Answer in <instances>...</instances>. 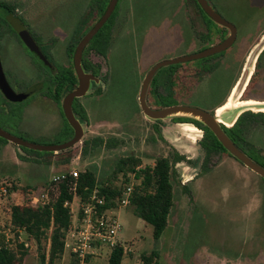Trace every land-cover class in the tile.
Segmentation results:
<instances>
[{
  "label": "rangeland",
  "instance_id": "rangeland-1",
  "mask_svg": "<svg viewBox=\"0 0 264 264\" xmlns=\"http://www.w3.org/2000/svg\"><path fill=\"white\" fill-rule=\"evenodd\" d=\"M207 1L236 27L235 45L221 56L160 70L148 92L151 108L182 105L215 116L236 87L243 100L264 103V0ZM109 2L0 0V55L6 77L19 94L37 84L44 85L42 91L16 104L18 123L8 112L0 118L1 130L43 146L65 144L73 138L74 130L63 113V101L78 86L63 84L62 74L73 68L70 48L93 28ZM6 4L12 8L9 16L2 6ZM125 10L132 14L128 25L138 24L131 40L122 42L113 59L108 60L112 39L118 34L107 30L109 47L103 49L94 43L83 55L85 72L101 83L92 82L88 96L73 105L74 112L83 118H77L84 129L82 141L70 150L44 156L0 140V242L19 256L24 254L23 264H42L44 255L48 264L52 232L41 246L27 237H18L21 232L14 230L11 223L13 207H32V197L45 188L51 191L50 200L55 204L61 186L71 182V173L80 176L86 171L95 173L99 191L112 187L123 195L128 187H133L134 194L141 181L132 174L125 175L120 161L139 160L144 169L153 167L160 158L174 163L179 156L184 161L174 165V204L159 241L154 240L153 228L138 218L132 206L122 208L115 201L112 210L122 226L119 242L127 251L122 264H264V180L226 152L211 156L203 167L206 155L200 144L205 133L185 122L193 118L179 114L153 121L142 113L138 101L146 75L159 63L173 60L169 53H200L226 40L230 31L210 23L194 0H119L109 29L126 24L118 21ZM178 10L189 19L191 30L185 35L191 37L189 44L179 30L169 32L171 15ZM18 20L42 49L46 63L20 44L16 29L11 26ZM158 29L161 36L154 40L150 35ZM261 108L264 107L245 109L238 116L237 112L224 114L222 120L232 126H222L232 128L241 115L263 113ZM5 109H9L8 105ZM245 138L246 146L239 148L264 169V116L256 119ZM98 139L105 144L96 145ZM17 157L19 161L24 159L25 164L18 163L16 167L13 163ZM63 176L66 180L52 189L53 180ZM3 189L8 191L6 195ZM70 190L76 193L73 185ZM74 200L69 205V231L83 216L84 206L79 198ZM22 244L24 248H20ZM109 258L110 252L105 251L96 264H108ZM55 264L67 261L62 258Z\"/></svg>",
  "mask_w": 264,
  "mask_h": 264
},
{
  "label": "trees",
  "instance_id": "trees-1",
  "mask_svg": "<svg viewBox=\"0 0 264 264\" xmlns=\"http://www.w3.org/2000/svg\"><path fill=\"white\" fill-rule=\"evenodd\" d=\"M2 6L4 10L8 12L7 16L12 14L11 6L7 4ZM200 11L210 21V23L216 25L204 14L201 8ZM108 23L94 38L89 47L94 43L103 47V49H107L109 47L110 39L107 37ZM11 26L14 25L11 24ZM76 46L77 44L70 48L71 54L74 53ZM221 55L222 54L215 57ZM103 56L105 57V55ZM62 76L63 79L61 80L63 84L71 83L73 86L78 84L74 68H72L71 72L69 71ZM59 91L60 90L57 89V93H59ZM164 107H167V105H164ZM74 113L80 121H83V118L79 113ZM260 116H264V113L255 114L247 112L239 117L238 121L232 128L222 127L234 143L241 149H244V146H246L247 143L245 135L247 131H249L256 123V119ZM185 122L192 123L205 133V136L200 144L206 155L203 167L207 165L211 156L221 152L228 153L218 142L214 134L202 123L195 119H185ZM104 144L105 141L102 139H98L96 141V145L98 146H102ZM23 150L37 155H55L54 153H40L24 148ZM20 160L25 161L21 158ZM183 161L184 158L179 156L176 158L174 163H172L168 158H160L156 160L153 167H146L144 169H141L142 165L139 160L125 159L120 161L121 168L124 170L126 169L125 175L132 174L135 176L137 181H141V185L132 195L131 206L135 209V213L138 218L153 228V237L155 241H159L163 237L168 227L169 216L175 199L173 178L176 175V172L174 168ZM190 164L194 167L196 166V163ZM48 165L51 166V164ZM73 183V181L64 182L61 186L60 196L56 203L52 206H46L43 208L15 206L12 208L11 223L14 230L21 232L18 237L21 238L26 236L28 240H34L38 246H41L43 240L47 239V234L52 232L48 264H55V262L62 259V256L64 255L66 234L72 226V211L69 205L72 204L75 197H77L80 199L81 205L85 206L89 202L94 189L98 188L97 177L95 173L91 171H86L79 176V179L76 181V193H73L70 190ZM121 195L122 192L120 190L115 188L113 189L112 187H103L100 189V197L106 200V209H114L115 201L118 202ZM24 247V244L20 246V248ZM124 256V249L117 248L112 252L108 264H122ZM24 258V254L19 256L16 251L10 249V247L2 245L0 242V264H23ZM46 259L47 257L44 255L42 257V264H46Z\"/></svg>",
  "mask_w": 264,
  "mask_h": 264
},
{
  "label": "water",
  "instance_id": "water-1",
  "mask_svg": "<svg viewBox=\"0 0 264 264\" xmlns=\"http://www.w3.org/2000/svg\"><path fill=\"white\" fill-rule=\"evenodd\" d=\"M199 5L204 14L213 21L216 25L226 28L230 31L229 37L221 42L218 45L212 46L200 53L188 56H182L175 58L173 60L164 61L156 65L152 68L148 74L146 75L143 84L141 86L140 94H139V105L142 113L153 121H164L169 117L176 116L179 114L190 116L195 120H198L202 123L206 128H208L216 137L218 142L223 146V148L239 163H241L244 167L249 169L251 172L255 173L259 177L264 180V169L255 163L245 152H243L234 141L228 136L225 130L222 127L216 118V115H212L209 112L195 107L189 106H173L165 109H154L151 108L148 104V92L152 82L154 81L156 75L163 68L187 64L195 61H201L205 59H209L215 57L217 55L223 54L230 50L237 41L238 31L235 26L227 22L223 19L208 3L207 0H195ZM119 3V0H110L109 5L101 16L99 21L94 25V27L83 37V39L77 45L73 56V66L78 79V87L76 90L69 93L64 101H63V113L66 121L74 130L73 138L65 144L61 145H37L33 143H29L18 139L3 130L0 129V137L9 143L16 145L19 148H24L30 151L40 152V153H54L58 154L67 150L72 149L77 144H79L84 138V129L80 121L76 118L73 110V104L76 99L84 98L90 90L92 82L100 84V79L92 74H88L85 72L82 66V59L86 49L89 47L94 38L98 35V33L102 30V28L107 24L109 19L114 14L116 7ZM16 31L21 36V39L25 43V45L34 53H36L42 60L43 56L39 51V48L35 44L32 37L22 28L18 27V23L15 25ZM45 61V60H44ZM0 86L7 96V98L13 102H23L27 100L30 96L39 93L43 90L44 85L40 84L33 88H31L28 92L20 95H16L7 84L5 80V76L2 70L1 61H0ZM238 119V117H237Z\"/></svg>",
  "mask_w": 264,
  "mask_h": 264
},
{
  "label": "built area",
  "instance_id": "built-area-1",
  "mask_svg": "<svg viewBox=\"0 0 264 264\" xmlns=\"http://www.w3.org/2000/svg\"><path fill=\"white\" fill-rule=\"evenodd\" d=\"M71 181L76 191V181L79 178L78 173H71ZM66 177H58L52 182L53 185L64 182ZM133 187H128L118 204L122 208L131 206ZM3 194L8 193L2 190ZM51 191L47 188L42 189L39 194L32 197L33 208H43L52 206L54 203L50 200ZM106 200L100 197V191L95 188L89 202L82 209V218L78 219L75 229L68 232L65 239V250L71 254V264H94V262L103 257L105 251L110 255L117 248H123L119 242V235L122 232V226L115 215L114 210L106 209ZM124 249V248H123ZM127 252V251H126ZM125 252V253H126Z\"/></svg>",
  "mask_w": 264,
  "mask_h": 264
},
{
  "label": "crops",
  "instance_id": "crops-1",
  "mask_svg": "<svg viewBox=\"0 0 264 264\" xmlns=\"http://www.w3.org/2000/svg\"><path fill=\"white\" fill-rule=\"evenodd\" d=\"M122 14L124 16H121L120 19H118V21H119V23H122L124 21L126 24L123 25V27L120 26V25H113L112 26V31L111 32L114 33V34L117 33L118 35L116 37H113V39H112V47H111L110 52L108 54V60H110V59L112 60L113 59V57H114L118 47L120 46V44L122 42L125 43L127 41H130L131 40V35L134 33V31L137 30V28H135V27L138 24H136L135 27L134 26H130V24L128 25V19H129L130 16H132L131 12L128 11V10L126 12V10H125V11H122ZM141 17L142 16H140L139 18H141ZM171 18H173V21L170 23V25H171V27H170L171 29L169 31L170 33H174L173 31H178L179 30L180 32H178V33H181V36L183 38H185L186 34H188V35L190 34L191 27H190V25L188 23L189 19H188L186 13H184L182 10H178V11L174 12L173 15H171ZM163 28H164L163 31H166L164 26H163ZM161 32L162 31H160V29H158L157 31L155 30V31H153V33L150 36L152 38H154V40H157L161 36L160 35ZM190 36H192V35H190ZM190 39H191V37L188 36V38H185L184 40L187 41V44H189ZM169 54L168 55L170 56L169 57L170 59L182 57L183 55L184 56L188 55L185 52H182V54H179V55H175L174 52L169 53ZM88 94H89V92L87 93L86 96H88ZM139 94H140V92H139ZM136 99H137V96L134 97V103H135ZM138 101H139V98H138ZM162 135H163V133H162ZM18 163L19 164H23V165L25 164V163H23V161H21V160L19 161L18 157H17V160L13 164L16 167H18ZM23 237H26V236H23ZM70 257H71L70 252L65 250L64 255L62 256V258L65 261H67V264H71V262H72V258H70ZM94 264H96V261L94 262Z\"/></svg>",
  "mask_w": 264,
  "mask_h": 264
},
{
  "label": "flooded vegetation",
  "instance_id": "flooded-vegetation-1",
  "mask_svg": "<svg viewBox=\"0 0 264 264\" xmlns=\"http://www.w3.org/2000/svg\"><path fill=\"white\" fill-rule=\"evenodd\" d=\"M107 9V8H106ZM106 11V10H105ZM104 14V13H103ZM113 16V15H112ZM101 18V17H100ZM99 18V19H100ZM112 18V17H111ZM110 18V19H111ZM109 19V20H110ZM99 21V20H98ZM97 21V22H98ZM16 22V21H15ZM19 20H18V27L20 26V27H22L21 25H19ZM96 22V23H97ZM109 22V21H108ZM107 22V23H108ZM95 23V24H96ZM94 24V25H95ZM94 27V26H93ZM12 28H13V30L15 29V27L14 26H12ZM23 28V27H22ZM108 30L111 32L112 31V28H108ZM14 32H15V34L17 35V37H18V39H19V41H20V44H22L23 46H25L29 51H31L26 45H25V43L23 42V40L21 39V36L19 35V33L16 31V30H14ZM31 37H32V35H30ZM32 39L34 40V38L32 37ZM35 42V41H34ZM36 44V43H35ZM0 45H1V43H0ZM78 45V44H77ZM1 46H0V54H1ZM77 48V47H76ZM3 49V48H2ZM76 50V49H75ZM39 51L41 52V54H43L42 53V49L41 48H39ZM32 52V51H31ZM74 53H75V51H74ZM74 53H73V56H74ZM32 54L39 60L40 59V57L36 54V53H34V52H32ZM45 55V54H44ZM45 60H47V59H45ZM0 61H1V55H0ZM48 61V60H47ZM45 62V61H44ZM46 63V62H45ZM1 66H2V70H3V73H4V76H5V80H6V82H7V84L10 86V88H11V90L16 94V95H20V94H24V93H18V88L17 87H13L12 85H11V83L9 82V80H8V78L6 77V75H5V72H4V69H3V65H2V61H1ZM73 68H74V66H73ZM75 71V70H74ZM86 73H88L87 71H86ZM63 75V74H62ZM75 75H76V73H75ZM77 77V76H76ZM78 80V79H77ZM37 85H40V84H37ZM36 85V86H37ZM70 86V85H69ZM77 86H78V84H77ZM35 87V86H34ZM33 88V87H32ZM44 89V88H43ZM30 90V89H29ZM28 90V91H29ZM234 90H235V88L232 90V92H231V95L229 96V99L223 104V106H221L219 109H221L222 107H224L230 100H231V96H232V94H233V92H234ZM28 91H26V92H28ZM25 92V93H26ZM71 93V92H70ZM33 96V95H32ZM31 97V96H30ZM29 97V98H30ZM242 97L243 96H241V98H240V102H248V101H250V100H243L242 99ZM76 100H78V99H76ZM75 100V101H76ZM26 101V100H25ZM24 102V101H23ZM20 103H22V102H20ZM16 104H18V102H13V101H11V100H9L8 98H7V96L5 95V93L3 92V90H2V88H1V86H0V118H2V116H4V114H6V112H8V114L11 116V119H13L15 122H17L18 123V107H16ZM7 105H8V110L7 109H5V108H7ZM74 105V104H73ZM13 107H14V109H13ZM218 109V110H219ZM218 110H217V112H218ZM75 114V113H74ZM76 116V115H75ZM77 118V117H76ZM221 124H223V123H221ZM195 130H197L196 128H194ZM0 140H3V141H6V140H4L3 138H1L0 137ZM7 143H9L8 141H6ZM16 146V145H15Z\"/></svg>",
  "mask_w": 264,
  "mask_h": 264
},
{
  "label": "bare ground",
  "instance_id": "bare-ground-1",
  "mask_svg": "<svg viewBox=\"0 0 264 264\" xmlns=\"http://www.w3.org/2000/svg\"><path fill=\"white\" fill-rule=\"evenodd\" d=\"M241 96L242 94L239 92V88L236 87L231 96V100L224 107L219 109L218 112L216 113V118L220 124L223 123L227 125L228 127L232 126L231 124L226 123L222 120V116H224V114H228L231 112H237L238 113L237 116H238L245 109L254 110V108H257L259 106L264 107V103L254 101V100H250L248 102H240L239 100ZM259 111L264 113V108H261Z\"/></svg>",
  "mask_w": 264,
  "mask_h": 264
}]
</instances>
